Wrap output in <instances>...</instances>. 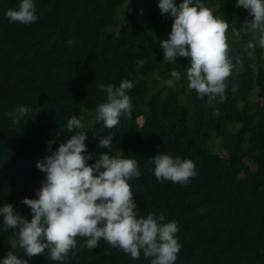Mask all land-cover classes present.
I'll return each instance as SVG.
<instances>
[{"label": "trees", "instance_id": "trees-1", "mask_svg": "<svg viewBox=\"0 0 264 264\" xmlns=\"http://www.w3.org/2000/svg\"><path fill=\"white\" fill-rule=\"evenodd\" d=\"M21 2L0 0V207L12 204L31 220L21 201L37 198L46 175L35 165L51 154L49 141L55 151L77 134L67 131L68 119L82 117L92 120L86 154L122 151V158L137 161L141 175L128 181L137 218L152 213L164 215L163 223L177 222L175 264H264V48L257 43L249 58L251 14L236 0H199L229 24L235 66L225 98L209 104L188 87V58L177 57L175 67L163 63L168 14L161 15L159 0H128L123 9L126 0H33L37 22H9L5 12ZM172 70L181 73L179 80ZM170 79L171 86L164 83ZM121 80L134 85L127 93L131 107L108 129L96 120V109L107 100L99 85L118 87ZM18 106L31 111L16 125L8 113ZM108 136L111 149L100 148ZM215 139L226 156L211 150ZM158 153L193 161L197 175L186 185L157 181L154 165L146 162ZM2 224L0 216V264L12 251L15 231H3ZM86 239L77 236L76 248L60 262L47 250L29 258L17 247L14 254L28 264H151L143 250L133 259L103 239L89 250Z\"/></svg>", "mask_w": 264, "mask_h": 264}, {"label": "clouds", "instance_id": "clouds-1", "mask_svg": "<svg viewBox=\"0 0 264 264\" xmlns=\"http://www.w3.org/2000/svg\"><path fill=\"white\" fill-rule=\"evenodd\" d=\"M236 7L247 10L253 19L247 31L251 39L246 48L249 58L254 57L257 43L264 48V0H236ZM161 15L172 18L171 32L167 40L160 42L163 63L175 64L177 57L188 58L186 69L188 87L199 97H207L208 103L219 97L225 98L226 80L235 67L229 58L226 33L229 24L216 17L212 10L199 0H159ZM33 0H22L18 10L9 8L5 16L9 22L30 25L38 21ZM234 35L239 39L240 32ZM72 42L69 41V44ZM137 67L144 65L143 59L135 61ZM175 80L181 78L176 70L170 72ZM171 86L173 80L164 81ZM129 80H121L119 86L99 85L107 94V100L96 109V120L103 121L111 129L120 122L119 118L131 107L127 94L133 88ZM31 109L18 106L15 113H8L13 124H19ZM76 116L67 121V131L82 128ZM86 134L78 131L66 142L51 151L55 141L48 142L50 155L38 161L35 167L45 178L40 183L36 199H23L22 204L31 210V220L14 211L12 204L0 207L3 231L15 230L9 237L12 251L2 264H28L14 254L19 247L29 258L44 255L47 250L53 261H64L76 248V237H85L83 247L91 250L105 240L111 247L118 248L133 259H139L143 250L151 264H175L181 245L177 239L179 231L176 221L163 223L164 215L137 218L136 205L129 180L139 178L140 168L135 159L122 158V151L115 156L107 152L96 158L86 154ZM112 137L99 140V147L111 149ZM95 159L91 165L88 161ZM154 165L153 174L157 181H171L186 185L197 173L195 164L188 159L158 153L147 162Z\"/></svg>", "mask_w": 264, "mask_h": 264}, {"label": "rangeland", "instance_id": "rangeland-1", "mask_svg": "<svg viewBox=\"0 0 264 264\" xmlns=\"http://www.w3.org/2000/svg\"><path fill=\"white\" fill-rule=\"evenodd\" d=\"M127 1H128V0H126V2L124 3V5L121 6L120 9H123V8L126 7V5H127ZM134 1H141V0H134ZM180 2H181V0H178V2H177V0H176V3H177V4H179ZM120 9H119V10H120ZM172 22H173L172 18L170 17V15H168V20L166 21V31H165V32L163 33V35H162L163 40H167V39H168L169 34H170V32H171V25H172ZM178 64H179V60H178V58H177L176 61H175V64H174V65L172 64V65L175 67V66H177ZM253 98H255V94H253ZM79 119H82V117H79ZM91 121H92V120H90V119L85 120V122H83V120H82L81 122H82L83 127L80 128V129H77V130L80 131V132H83V131H84V133L87 134V132H88V131H87V126H88V124H89ZM139 122L141 123L142 120L139 119ZM210 147H211V150H212V151H214V152H216V153H218V154H220V155H222V156H226V151H225V149L222 147V144L220 143V141H219L218 139L212 140L211 143H210ZM250 166H251L252 169H255L254 166H252V165H250Z\"/></svg>", "mask_w": 264, "mask_h": 264}]
</instances>
